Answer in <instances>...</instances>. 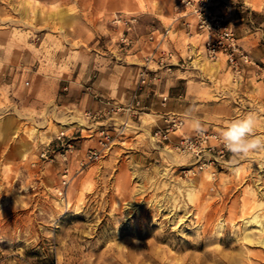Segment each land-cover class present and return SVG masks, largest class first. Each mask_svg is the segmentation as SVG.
I'll return each instance as SVG.
<instances>
[{
    "label": "rangeland",
    "instance_id": "rangeland-1",
    "mask_svg": "<svg viewBox=\"0 0 264 264\" xmlns=\"http://www.w3.org/2000/svg\"><path fill=\"white\" fill-rule=\"evenodd\" d=\"M175 1L0 0V264H264V151L229 152L214 178L187 176L192 160L150 138L158 117L146 111L75 173L86 150L101 148L99 123L65 102L64 87L100 77L104 95L125 103L143 62L120 52L121 28L110 20L133 15L146 38L171 23ZM220 12L264 61V0H231ZM183 30L174 53L184 64L168 89L183 133H195L186 119L194 109L219 135L252 113L264 137V81L234 82L224 60H207L199 37ZM94 61L105 72L84 74ZM65 165L75 174L62 198Z\"/></svg>",
    "mask_w": 264,
    "mask_h": 264
},
{
    "label": "built area",
    "instance_id": "built-area-1",
    "mask_svg": "<svg viewBox=\"0 0 264 264\" xmlns=\"http://www.w3.org/2000/svg\"><path fill=\"white\" fill-rule=\"evenodd\" d=\"M214 1L176 0L171 23L160 31L150 32L145 38L146 44H154V46L142 57L143 64L139 69L136 89L131 97L125 103L104 98L102 110L84 112L86 121L99 123L98 144L101 148L86 150L75 173L83 170L88 163L100 159L101 150L106 149L114 141L115 136H121L129 122L140 120L141 115L147 111L140 98L141 91L154 87L165 73H171L175 67L183 66V59L177 60L172 50L160 48V45L169 39V32L174 25H181L188 38L193 36L200 38L202 53L207 60L216 62L223 59L234 82L242 84L249 77H253L255 81H264V61L254 60L240 45L236 32L225 14L212 10ZM110 23L114 27L121 28L116 40L120 52L128 55L140 51L138 49L140 36L136 29L137 17L118 12ZM85 90L91 92L92 85H87ZM159 98L162 105L168 101L167 95H160ZM184 125L185 119L182 115L173 112L164 113L155 122L149 136L164 149L192 160V163L184 169L187 176H195L207 171L209 176L214 178L217 168L226 163L229 154L223 147L220 135L205 130L202 135L197 132L187 135L182 131ZM62 135L64 134L61 133ZM67 153L68 151L61 155L65 163L68 161ZM45 156L46 152L41 154V157ZM74 174H71L65 165L58 189L60 197L63 198L64 190Z\"/></svg>",
    "mask_w": 264,
    "mask_h": 264
},
{
    "label": "crops",
    "instance_id": "crops-1",
    "mask_svg": "<svg viewBox=\"0 0 264 264\" xmlns=\"http://www.w3.org/2000/svg\"><path fill=\"white\" fill-rule=\"evenodd\" d=\"M174 4H176V1L174 2ZM227 4L230 5L231 0L229 1L215 0L212 4L213 5L212 10L221 11L222 6L227 5ZM67 22L69 21L67 20ZM67 22L65 24L66 26L69 27L70 24ZM176 27L172 26V29H173L172 32L178 38H176L175 41H171L169 39L167 41H164L160 45V48H163V46L166 45L167 46L166 49H170L173 52H175L174 50L176 49L180 50L182 48L180 36L184 32V30L181 26L176 25ZM144 38H145L144 36H141L138 42L140 45L138 49L140 51L136 53H132L133 54L132 56L136 57L140 61L142 60V57L145 55V53L149 51L150 49H152L154 46V44H146ZM94 57H95V61L99 58L97 57V55H94ZM95 61L92 64L87 65L83 69L84 74L94 76L96 72L98 75H100L102 72H105L104 70L105 66H102L100 62H95ZM174 63H176V60L174 61ZM181 67L182 66H179V68L175 67L173 71L169 74L165 73L162 79H160V81H158L154 87L145 88L143 91H141L140 98L143 102V105L146 106V110L150 113L154 112L156 116L158 117L155 122L159 120L162 114L172 112L168 109L169 108L168 104L171 100L168 89L170 87L177 85V82H178L177 73L178 71H180ZM92 76H90L88 80H90ZM101 82L102 81L100 77H98L97 83L96 82H92V83L84 82V84H81L78 78H71L68 81V85L64 87V90L67 91L64 95L65 102H67L68 105L74 107L79 112H85V111L96 112V111L102 110L103 109L102 99L107 98V96L104 95L103 93L104 90L101 89L100 87L102 85ZM135 83L137 84V78H136ZM136 84H135V89H136ZM87 85H92L91 92H86L85 87ZM99 91L102 92L103 94L100 93ZM160 95L168 96V101L165 103V105H162L161 99L159 98ZM178 98H181V94L178 95ZM144 114L145 116H149V114H147L146 112Z\"/></svg>",
    "mask_w": 264,
    "mask_h": 264
},
{
    "label": "clouds",
    "instance_id": "clouds-1",
    "mask_svg": "<svg viewBox=\"0 0 264 264\" xmlns=\"http://www.w3.org/2000/svg\"><path fill=\"white\" fill-rule=\"evenodd\" d=\"M194 109L186 113V119L198 134H203L204 126L198 117L193 116ZM256 117L249 113L242 118L229 122L220 130L223 147L234 157L247 156L253 151H264V137L256 136Z\"/></svg>",
    "mask_w": 264,
    "mask_h": 264
},
{
    "label": "bare ground",
    "instance_id": "bare-ground-1",
    "mask_svg": "<svg viewBox=\"0 0 264 264\" xmlns=\"http://www.w3.org/2000/svg\"><path fill=\"white\" fill-rule=\"evenodd\" d=\"M72 123H74V121L73 122H71V121H64V122H62V123H60L61 124V126L64 128H66V126H70ZM81 125V124H80ZM169 154V153H168ZM164 171H166V169H164ZM165 173H163V175H164ZM157 206H158V204H157ZM260 221V219H254V220H252L251 222L252 223H258ZM262 230H264V226H262V228H261ZM248 237V235H245L244 236V238H247ZM261 243L262 244H264V241H261Z\"/></svg>",
    "mask_w": 264,
    "mask_h": 264
},
{
    "label": "water",
    "instance_id": "water-1",
    "mask_svg": "<svg viewBox=\"0 0 264 264\" xmlns=\"http://www.w3.org/2000/svg\"><path fill=\"white\" fill-rule=\"evenodd\" d=\"M156 170H157V168H154V169H153V171H156Z\"/></svg>",
    "mask_w": 264,
    "mask_h": 264
}]
</instances>
